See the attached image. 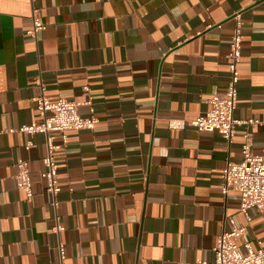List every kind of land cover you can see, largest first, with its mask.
Here are the masks:
<instances>
[{
  "label": "crops",
  "instance_id": "0c3cea01",
  "mask_svg": "<svg viewBox=\"0 0 264 264\" xmlns=\"http://www.w3.org/2000/svg\"><path fill=\"white\" fill-rule=\"evenodd\" d=\"M236 16L243 121L229 141L190 121L225 91ZM41 94L96 119L55 151L56 196L42 175L47 134L22 130L42 121ZM247 136L264 152V0H0V264H61V248L66 264H204L234 228L259 247L264 209L246 215L222 192Z\"/></svg>",
  "mask_w": 264,
  "mask_h": 264
},
{
  "label": "built area",
  "instance_id": "2783aa9c",
  "mask_svg": "<svg viewBox=\"0 0 264 264\" xmlns=\"http://www.w3.org/2000/svg\"><path fill=\"white\" fill-rule=\"evenodd\" d=\"M34 27L29 34L36 36L37 32L44 28L43 22L36 15L33 16ZM242 20L236 16V26L233 30L228 52L229 59V80L223 93H216L210 98L211 107L204 114L194 118L190 123L199 131L219 132L227 140H232L237 126L243 121L235 117V109L238 100V83L240 72L238 63L242 57ZM36 107L42 121L35 125L23 126L22 130L34 133L44 132L48 137V152L44 157L45 170L42 175L47 180V189L54 196L60 190L58 180V162L55 151L67 143V132L70 130H81L93 128L96 119L82 116L78 107L79 102L61 97L52 101L45 94L34 98ZM257 120L250 119L249 122ZM62 133L63 144H54L53 132ZM31 142H28V146ZM242 159L240 161H229L223 171L222 192L228 195L230 192H237L240 199L241 211L246 215L251 208L264 209V152L255 153L252 150L248 136L242 145ZM16 181L20 189L25 191L27 198L32 192V181L29 164L27 160L17 161ZM53 205L57 206L56 198ZM63 226L58 224L55 229L60 230ZM244 228H234L231 231H224L218 235L214 247L215 258L213 261L204 264H264V244L255 248L250 243L244 247L238 241ZM65 255L61 248V264L65 263Z\"/></svg>",
  "mask_w": 264,
  "mask_h": 264
}]
</instances>
